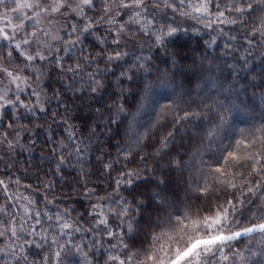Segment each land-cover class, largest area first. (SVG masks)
<instances>
[{"label":"clouds","instance_id":"9594fccd","mask_svg":"<svg viewBox=\"0 0 264 264\" xmlns=\"http://www.w3.org/2000/svg\"><path fill=\"white\" fill-rule=\"evenodd\" d=\"M0 264H264V0H0Z\"/></svg>","mask_w":264,"mask_h":264}]
</instances>
